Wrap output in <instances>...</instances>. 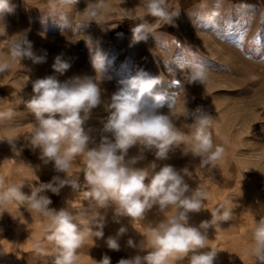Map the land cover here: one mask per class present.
Segmentation results:
<instances>
[{
  "label": "rangeland",
  "instance_id": "obj_1",
  "mask_svg": "<svg viewBox=\"0 0 264 264\" xmlns=\"http://www.w3.org/2000/svg\"><path fill=\"white\" fill-rule=\"evenodd\" d=\"M87 2L78 0L65 8L58 0H12L13 11L0 18V59L12 63L11 70L0 75V110L15 112L11 119L0 120V139L15 140L20 152L28 148L36 154L38 166L54 169L51 163L41 161L39 149L32 150L25 143L35 117L22 101L31 98L32 81L49 75L61 81L74 75L100 79L102 72L96 73L93 67L96 56L98 64L99 57L103 61L100 86L105 101L123 80L137 74L159 77L156 90L166 97L161 111L167 113L168 104L173 102V122L190 136L193 121L182 115L183 103L189 111L201 107L212 116L209 132L214 147L225 151L222 159L207 167L200 165L198 157L183 156L179 149L170 153L168 160L156 163L171 164L178 170L187 167L190 173L185 182L190 190L198 186L207 193L206 209L192 213V225L198 227L202 221L211 220L210 212L221 204L231 209L230 220L213 225L210 247L219 250L214 264H222V260L234 264L236 238L252 234L255 222L264 217V0H169L170 10H179V15L172 24L162 26L155 25L156 18L145 17L153 29L139 42H134L132 29L141 21L127 18L134 19L142 12V0H105V19L99 25L94 21L86 24L83 10ZM208 16L214 18L209 21ZM226 21L231 28L226 29ZM24 30H28L38 55L46 50L45 63L11 60L9 42ZM224 32L228 39L220 37ZM86 35L93 40L91 48L83 40ZM241 35L244 39L238 46L234 41ZM258 36L259 42L253 43ZM57 55L71 65L63 75L52 68ZM191 63L206 67L208 80L204 85L188 84ZM108 115L103 105L96 108L85 123L86 129L97 135ZM186 146L187 141L182 147ZM135 154L136 149H131L129 155ZM153 160L149 154L138 166ZM83 164V158L77 157L70 172L79 175ZM80 179L83 182L82 173ZM69 191L74 192L70 186ZM42 216L37 213L38 224L44 225ZM235 223L244 224V231ZM225 252L230 255L228 260L222 258ZM16 259L17 264L29 263L28 256ZM8 262L13 263V257Z\"/></svg>",
  "mask_w": 264,
  "mask_h": 264
},
{
  "label": "clouds",
  "instance_id": "obj_2",
  "mask_svg": "<svg viewBox=\"0 0 264 264\" xmlns=\"http://www.w3.org/2000/svg\"><path fill=\"white\" fill-rule=\"evenodd\" d=\"M61 7L74 6L78 0H58ZM12 0H0V18L13 11ZM142 12L130 20H139L133 29V40H146L153 24H148L145 17L156 18L155 25L172 24L179 10H170L169 0H142ZM55 11V9H54ZM86 24L105 19V0H88L83 10ZM214 17L208 16L211 21ZM7 32V26L4 24ZM16 38L9 42L12 61L31 60L33 64L47 61L46 50L38 55L33 50V43L28 39V30L16 33ZM87 36V35H86ZM90 48L92 38L83 39ZM98 56L93 59L96 73L100 79L74 75L66 80H59L49 75L32 81V96L23 100L26 108L34 115L32 131L27 136V145L39 149L41 161L51 163L56 173L49 182L32 186L31 194L21 191L24 183L5 187L6 180L0 176V217L10 204L17 208L24 207L30 213L37 212L50 221L46 239L53 245L54 264H76L79 259L77 251L85 240L103 238L106 217L101 209H113L115 218L127 217L131 221H143L154 207L164 215L155 226L141 234L143 240L136 245L132 239L127 241L129 247H138L143 255L137 254L129 259H120L118 264H179L187 258V264H214L219 250L208 244L207 229L219 222L231 218V209L223 204L211 211V220L202 221L200 225L189 223L190 213H199L207 200V193L197 186L190 190L185 182L189 169H176L171 164L158 166L157 161H166L169 154L180 150L183 156L198 157L200 165L207 167L224 156V148L213 145L209 128L212 125L211 114L197 107L189 111L183 103L182 115L192 119L193 131L190 136L179 130L173 122V109L176 105L168 104V112L161 109L166 97L157 91L160 78H145L137 74L121 81V87L105 101L101 88L103 80V61ZM71 65L60 55L54 58V72L63 75ZM12 63L0 59V75L9 72ZM188 84H201L208 80V71L199 63L189 65ZM104 106L109 115L97 135L86 129L85 123L93 110ZM14 110H0V120L11 119ZM7 141L15 147L13 139ZM187 141L186 148L182 147ZM131 149L136 154L130 156ZM151 154L154 160L146 166H138ZM77 157L83 158L84 164L79 175L70 169ZM83 174V182L80 176ZM65 186L74 191L83 187L84 196L89 201L91 213L88 226L81 228L72 213L67 209L59 210L49 207L52 200L45 195L51 192L58 195ZM174 209L172 214H167ZM10 214V213H9ZM11 215V214H10ZM14 218V217H13ZM95 229V230H93ZM127 229L120 227L116 236H109L107 247L113 251L120 250L118 238ZM205 249H210L205 251ZM249 254L253 264H264V217L255 222L252 231V246ZM96 264H111L105 255Z\"/></svg>",
  "mask_w": 264,
  "mask_h": 264
},
{
  "label": "crops",
  "instance_id": "obj_3",
  "mask_svg": "<svg viewBox=\"0 0 264 264\" xmlns=\"http://www.w3.org/2000/svg\"><path fill=\"white\" fill-rule=\"evenodd\" d=\"M5 143L9 146L6 147ZM25 143L27 145V142ZM38 163L36 154L28 152V148H25V152L22 153L19 147H13L9 142L0 139V176L6 180L5 187L24 183L21 191L30 195L32 186L49 182L54 175H62V173H56L54 169L38 166ZM69 192V186H65L58 195L50 191L44 194L52 200L49 207L57 210L67 209L81 228H85L95 209L89 207V201L84 197V190L74 191L71 194ZM74 194L76 199L73 198ZM7 210L11 215L5 212L0 217V264H17L16 258L21 256H28V264H54L53 245L46 239L49 219L42 216L45 227L41 223L38 224L37 212L30 213L24 207L17 208L15 204L8 205ZM25 211L26 214H23ZM100 211L106 217L104 236L103 238H87L77 251L79 259L76 264H96L105 255L110 257L111 264H118L122 258L129 259L137 254L143 255L144 253L138 247H129L127 241L132 239L136 245H139L144 239L141 234L147 233L150 227L164 218V215L155 207L147 213L143 221H131L130 218L120 217L117 222L112 208ZM173 211L174 209H170L167 214L170 215ZM191 216L192 213L189 214V223ZM120 227L127 229L125 234L118 238L120 250H110L106 240L109 236H116ZM213 230V226L207 229L209 246L213 242ZM9 257H13V263L8 262ZM179 264H187V258Z\"/></svg>",
  "mask_w": 264,
  "mask_h": 264
},
{
  "label": "bare ground",
  "instance_id": "obj_4",
  "mask_svg": "<svg viewBox=\"0 0 264 264\" xmlns=\"http://www.w3.org/2000/svg\"><path fill=\"white\" fill-rule=\"evenodd\" d=\"M233 221V220H232ZM235 221V220H234ZM233 221V222H234ZM229 224V223H228ZM234 224V223H233ZM236 225H237V223H235ZM238 225H239V227H238ZM237 225V227L239 228V229H241V230H243L244 231V224H238ZM254 226V225H253ZM236 227V228H237ZM233 228V227H232ZM237 228V229H238ZM236 230V229H235ZM240 231V230H239ZM229 233H231V231L229 232ZM222 234V233H221ZM224 234L226 235V233L224 232ZM224 234H222V235H224ZM228 234V233H227ZM233 234V233H232ZM247 238H250V240L248 241V239ZM224 239V238H223ZM239 240H240V242H239ZM241 240L243 241V242H241ZM241 243V244H240ZM242 246V248H240ZM251 246H252V234H249V236H247V235H245V233H243V235H239V237L238 238H236V240H235V243H234V247H235V249H236V256H237V258H235L234 259V264H253V257H251L250 256V254H249V249L251 248ZM240 252H241V254H240ZM227 253H230V251H228ZM227 253L225 252V254H223L222 255V258L224 257H227V256H230V255H227ZM215 260H216V258H215ZM226 260V259H225ZM227 260H228V257H227ZM222 262V264H225V261L224 260H222L221 261ZM215 263H216V261H215ZM228 263V262H227Z\"/></svg>",
  "mask_w": 264,
  "mask_h": 264
},
{
  "label": "snow or ice",
  "instance_id": "obj_5",
  "mask_svg": "<svg viewBox=\"0 0 264 264\" xmlns=\"http://www.w3.org/2000/svg\"><path fill=\"white\" fill-rule=\"evenodd\" d=\"M262 20H264V15H262ZM225 23H226V29L231 28L232 25H231L230 22L226 21ZM220 37L222 39H228V36H227L226 32L221 33ZM243 39H244V37H243V35H241L240 39L237 40V41H234V43H236L238 46H242ZM257 42H259V36L255 40H253V43H257Z\"/></svg>",
  "mask_w": 264,
  "mask_h": 264
}]
</instances>
